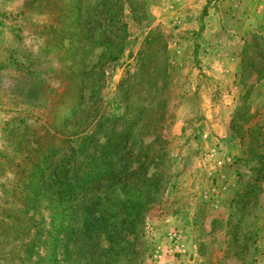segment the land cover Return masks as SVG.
Here are the masks:
<instances>
[{"label": "rangeland", "instance_id": "1", "mask_svg": "<svg viewBox=\"0 0 264 264\" xmlns=\"http://www.w3.org/2000/svg\"><path fill=\"white\" fill-rule=\"evenodd\" d=\"M101 1L81 0L79 26L68 20L75 0H0V264H30L19 244L34 231L23 235L9 218L23 206L13 197L23 168L51 145L62 147L59 161L67 138L77 146L92 135L99 146L127 126L132 162L107 161L118 179L91 201L115 230L117 204H140V232L99 231L106 257L45 261L264 264V0ZM148 145L151 158L137 155ZM80 200L65 218L88 250L92 218ZM42 216L47 224V210L34 222Z\"/></svg>", "mask_w": 264, "mask_h": 264}, {"label": "trees", "instance_id": "2", "mask_svg": "<svg viewBox=\"0 0 264 264\" xmlns=\"http://www.w3.org/2000/svg\"><path fill=\"white\" fill-rule=\"evenodd\" d=\"M101 3L105 9L112 1L102 0ZM71 4L75 5V9H79L80 11H75V9L72 8L73 11L68 20L80 26L81 21H83L81 0H75V3L71 2ZM118 6L119 8H117L115 16L112 18L110 24L115 23V21L120 22L122 13V5H120V2ZM70 8L71 7L68 9ZM75 13L77 16L72 17ZM64 23L62 25H64ZM120 28L123 29L122 25H120ZM63 30L64 28L61 27L58 34V37L61 39H64L67 34V32ZM78 37L81 38L80 35H78ZM122 39L123 31L121 30L118 40V47L120 48L116 55H110L111 59L117 57L118 53L121 51ZM103 122L104 120L98 123L97 127L101 126ZM104 137L106 138L105 141L99 146H95V142L89 143L92 135L81 138L77 146L72 145V141L67 138L65 139V143H68L70 152L61 155L62 158L59 160H65L66 163L54 161L55 157L59 156L63 149L62 147L51 145L45 148L41 160L38 161L37 159L36 162H30L23 168V175L15 182L13 188V192L17 193L16 185H18L17 189L19 188L23 194L19 195V197H13L19 200L24 207L22 206L20 209L15 208L13 214L9 216L11 219H16L14 221L19 224L17 229H19L23 235L28 234L27 232L32 229L35 234L30 240L19 244V247L26 255L22 260L28 261L30 264H49L45 261V258L52 261L60 256L63 262L69 263L78 256L76 252L86 253L87 251L90 254L92 251L91 255H100L99 257H106L107 254H109V248L103 249L97 245L99 239L98 233L99 231L109 233V231L115 229L107 225L108 223L105 221L106 216L103 213L102 204L97 200L91 201V199L104 181L113 184V182L118 179L116 177V172L107 165V161H115L120 165L122 164V166L125 163L132 162L128 155L133 149L132 143H129L133 137V130L128 126L120 128L118 131L112 129L106 133ZM91 147H93L92 151H90ZM138 149L137 155H142L145 159L151 158L150 154L155 152V149H152L150 145L146 148L140 146ZM149 150H151L150 154L148 152ZM78 154H80L82 158H77ZM24 161L29 162L26 159H24ZM104 161H106V163H104ZM143 163L144 161H142L141 164L143 165ZM263 169L264 164L261 166L260 170ZM259 172L260 171L257 169V175ZM21 188L27 191L24 192ZM79 198H81V202L78 206H80L81 210L89 211V217L92 218L89 226L90 232L86 231L87 237L90 240L89 245L91 246L88 250L85 246L76 243V241L79 240L78 234L65 218L66 215H70L71 213L68 203L72 200H78ZM87 201H91V203L87 204ZM140 207V204H132L129 201L117 204L116 210L111 214L116 216L118 221L120 219L117 225L114 224L117 233L125 237L126 235L130 236L131 234H138L140 232L141 224L136 225ZM45 210L49 211V222L44 225L43 221L45 218L42 216L39 218L41 222L39 224L35 223L33 216L37 213H39V215L43 214ZM28 214L32 215L27 217ZM121 215L124 217L122 218ZM130 216H132L133 219L129 218L128 221L127 217ZM29 219H33V222H30ZM41 235L46 237V240H44L46 243L44 252L39 248V244H41L39 242ZM95 249L96 251L97 249H101V253L93 254ZM33 255L36 256V260L32 259ZM60 259L56 260V262H59ZM98 263L102 264L103 259L99 258Z\"/></svg>", "mask_w": 264, "mask_h": 264}, {"label": "crops", "instance_id": "3", "mask_svg": "<svg viewBox=\"0 0 264 264\" xmlns=\"http://www.w3.org/2000/svg\"><path fill=\"white\" fill-rule=\"evenodd\" d=\"M224 53H226V51H225ZM242 56H243V54H242L241 49H240V56L238 55V57H234V58H235V59H236V58H237V59L239 58V59L242 60ZM240 64L243 65V62L240 61Z\"/></svg>", "mask_w": 264, "mask_h": 264}, {"label": "built area", "instance_id": "4", "mask_svg": "<svg viewBox=\"0 0 264 264\" xmlns=\"http://www.w3.org/2000/svg\"><path fill=\"white\" fill-rule=\"evenodd\" d=\"M213 190H215V189H213ZM174 236H177V234H174Z\"/></svg>", "mask_w": 264, "mask_h": 264}]
</instances>
